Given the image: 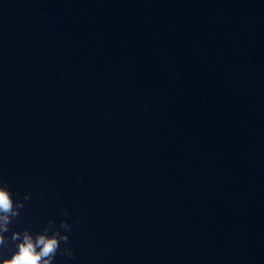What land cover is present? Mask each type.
I'll use <instances>...</instances> for the list:
<instances>
[{"label":"clouds","instance_id":"1","mask_svg":"<svg viewBox=\"0 0 264 264\" xmlns=\"http://www.w3.org/2000/svg\"><path fill=\"white\" fill-rule=\"evenodd\" d=\"M30 199L25 194L23 200ZM21 201L13 200L12 193L6 186H0V246L6 244L5 233L9 231V225L13 218L20 215V209L23 208ZM67 216V211L63 212ZM53 222H49L50 226ZM60 228L64 229L62 233L59 229L51 230L50 227L33 235L27 229L23 232H13L11 240L15 243L16 250L10 257L0 259V264H53V261L60 251L61 243L67 244L69 237L67 232L71 231V225L66 221L60 222ZM63 255L72 257L71 250L65 248Z\"/></svg>","mask_w":264,"mask_h":264}]
</instances>
